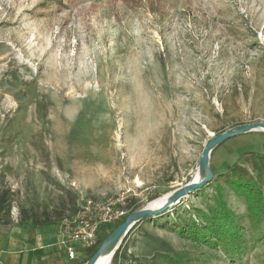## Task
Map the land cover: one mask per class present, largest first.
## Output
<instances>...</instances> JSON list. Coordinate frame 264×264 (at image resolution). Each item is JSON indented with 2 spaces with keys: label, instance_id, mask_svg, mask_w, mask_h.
<instances>
[{
  "label": "rangeland",
  "instance_id": "rangeland-1",
  "mask_svg": "<svg viewBox=\"0 0 264 264\" xmlns=\"http://www.w3.org/2000/svg\"><path fill=\"white\" fill-rule=\"evenodd\" d=\"M256 122L264 0H0V232L68 235L87 200L124 198L127 216L188 184L212 138ZM263 161L262 131L219 145L211 182L134 228L121 264L167 250L224 264L175 225L207 214L221 188L248 230L223 175L237 165L258 178ZM78 246L82 263L92 248Z\"/></svg>",
  "mask_w": 264,
  "mask_h": 264
},
{
  "label": "trees",
  "instance_id": "trees-1",
  "mask_svg": "<svg viewBox=\"0 0 264 264\" xmlns=\"http://www.w3.org/2000/svg\"><path fill=\"white\" fill-rule=\"evenodd\" d=\"M141 1L124 0L126 5L131 7L140 5ZM262 167L264 168V163ZM263 168L258 170V178H254L247 170L237 165L228 167L231 177H229L228 173L222 174L225 177V182L231 186L234 193L241 195L246 202L247 212L245 218L249 222L248 230L237 221L236 214L227 206L221 188L216 189L217 197L214 201L215 205L209 208L207 214L204 211L198 210V219L192 215L188 221L177 223L175 230L181 236L190 238L198 243H203L214 251H220L224 255V264H249L250 258L254 260V264H264ZM5 201V196L2 195L0 197V211ZM134 211H128L127 216ZM164 214L155 217L161 218L164 217ZM149 220H152V217L145 218L134 228ZM124 221L125 219L115 225L104 226L100 228V231L108 230L110 235ZM247 231H249V237H246ZM127 237L114 255L111 264L126 262L122 248ZM106 238L102 239L99 237L98 244L89 251V257L82 263L77 264H86ZM167 251L155 255L149 264H190V259L186 255L171 253V250Z\"/></svg>",
  "mask_w": 264,
  "mask_h": 264
},
{
  "label": "water",
  "instance_id": "water-1",
  "mask_svg": "<svg viewBox=\"0 0 264 264\" xmlns=\"http://www.w3.org/2000/svg\"><path fill=\"white\" fill-rule=\"evenodd\" d=\"M257 130L264 131L263 122L242 125L212 138L208 142L199 163V170L203 173L206 172V174L198 180H191L185 186H182L169 193L161 206L157 208L143 207L129 214L125 221L105 239L97 252L86 262V264H99L102 257L108 253H111L112 256L115 255L126 237L139 222L145 218L155 217L166 213L181 203L185 198L195 193L197 190L202 189L205 185L211 182L213 178V172L210 168V158L213 151L219 145L232 138L256 132Z\"/></svg>",
  "mask_w": 264,
  "mask_h": 264
},
{
  "label": "crops",
  "instance_id": "crops-1",
  "mask_svg": "<svg viewBox=\"0 0 264 264\" xmlns=\"http://www.w3.org/2000/svg\"><path fill=\"white\" fill-rule=\"evenodd\" d=\"M64 235L37 230L0 232V264H77L70 260ZM77 248V259L79 246Z\"/></svg>",
  "mask_w": 264,
  "mask_h": 264
},
{
  "label": "built area",
  "instance_id": "built-area-1",
  "mask_svg": "<svg viewBox=\"0 0 264 264\" xmlns=\"http://www.w3.org/2000/svg\"><path fill=\"white\" fill-rule=\"evenodd\" d=\"M124 201L122 198L115 202L92 200L84 202L75 221L78 229L64 236V245L70 260L77 259L76 246L94 247L100 228L114 225L126 216V211L121 207Z\"/></svg>",
  "mask_w": 264,
  "mask_h": 264
},
{
  "label": "bare ground",
  "instance_id": "bare-ground-1",
  "mask_svg": "<svg viewBox=\"0 0 264 264\" xmlns=\"http://www.w3.org/2000/svg\"><path fill=\"white\" fill-rule=\"evenodd\" d=\"M257 131L264 132L263 130H257ZM205 174H206V172L205 173L201 172L199 170V166H198L197 173L194 175V177L192 178V180H198L199 178H201ZM168 195L169 194H166V195H163V196L159 197L157 200L152 201L151 203H149L145 207L157 208V207L161 206L164 203V201H165V199L167 198ZM112 257H114V255L112 256L111 253L105 254L102 257V259L100 260V263L99 264H107V263H109Z\"/></svg>",
  "mask_w": 264,
  "mask_h": 264
}]
</instances>
